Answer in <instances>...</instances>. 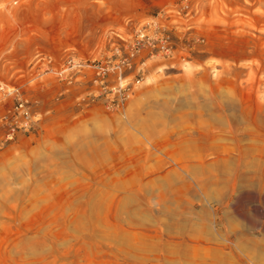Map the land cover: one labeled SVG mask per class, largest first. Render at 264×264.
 Returning <instances> with one entry per match:
<instances>
[{
  "label": "rangeland",
  "instance_id": "374dc122",
  "mask_svg": "<svg viewBox=\"0 0 264 264\" xmlns=\"http://www.w3.org/2000/svg\"><path fill=\"white\" fill-rule=\"evenodd\" d=\"M157 16L173 53L123 107L28 83L36 55L102 60ZM261 50L264 0H0V82L41 114L0 148V264H264V130L237 126L264 107Z\"/></svg>",
  "mask_w": 264,
  "mask_h": 264
},
{
  "label": "built area",
  "instance_id": "2783aa9c",
  "mask_svg": "<svg viewBox=\"0 0 264 264\" xmlns=\"http://www.w3.org/2000/svg\"><path fill=\"white\" fill-rule=\"evenodd\" d=\"M111 45L110 55L102 60L81 61L67 56L56 62L51 57L36 55L31 66L33 78L28 83L46 75L66 84L79 78L88 79L95 87L93 97L99 93L108 106L120 108L133 95V82L127 80L128 76L135 72V76L142 77L145 55L155 53L170 57L174 50L170 29L158 16L133 26L129 38L115 34ZM0 100L4 102L0 110L2 148L34 131L40 122V117L36 116L41 114L33 111L36 102L20 91V85L0 82ZM8 101H11V105L6 104Z\"/></svg>",
  "mask_w": 264,
  "mask_h": 264
},
{
  "label": "bare ground",
  "instance_id": "6f19581e",
  "mask_svg": "<svg viewBox=\"0 0 264 264\" xmlns=\"http://www.w3.org/2000/svg\"><path fill=\"white\" fill-rule=\"evenodd\" d=\"M251 46L254 48L255 45H254L253 42H251ZM262 51H264V50H261L260 53L263 54L264 52H262ZM263 103H264V101L261 102L262 105H263ZM238 119H239V123L237 124V126L238 125L239 126H243L245 124L251 123V125H254L257 128H260L261 130H264V107L259 105V107L257 108V111H256L255 115L252 117V119L250 121H249V119H247V117L245 115H243V113L240 115V117ZM238 130H240V128L239 129H236L235 128V131H238ZM214 236H215V234H214ZM235 239L237 241H239L240 240V237L237 236V234H235ZM223 241L224 242H227L226 240H223ZM234 247H236V246L234 245ZM238 250L242 254V251L240 249H238Z\"/></svg>",
  "mask_w": 264,
  "mask_h": 264
},
{
  "label": "crops",
  "instance_id": "0c3cea01",
  "mask_svg": "<svg viewBox=\"0 0 264 264\" xmlns=\"http://www.w3.org/2000/svg\"><path fill=\"white\" fill-rule=\"evenodd\" d=\"M130 75H131V74H130ZM130 75H129V76H130ZM129 76H128V78H129Z\"/></svg>",
  "mask_w": 264,
  "mask_h": 264
}]
</instances>
